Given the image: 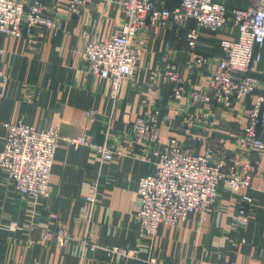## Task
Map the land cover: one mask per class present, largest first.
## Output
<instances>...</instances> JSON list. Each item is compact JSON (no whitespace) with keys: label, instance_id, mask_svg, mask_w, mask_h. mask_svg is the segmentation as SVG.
<instances>
[{"label":"crops","instance_id":"obj_1","mask_svg":"<svg viewBox=\"0 0 264 264\" xmlns=\"http://www.w3.org/2000/svg\"><path fill=\"white\" fill-rule=\"evenodd\" d=\"M40 1L54 19L63 22V31L54 36L39 26L29 37L0 36L4 75L0 150L5 138L2 124L23 121L37 129L56 128L62 137L83 136L98 145L104 143L108 130L109 142L126 155L102 161L89 147L60 143L47 198L16 193L0 169V264H148L146 252L137 259L109 262L103 251H97L81 260L73 249L56 248L53 239L42 241L40 229L53 226L49 214H55L68 234L89 244L139 247L137 184L153 170L147 158H155L149 148L132 139L130 124L155 109L168 117L158 128L161 146L170 138L197 154L211 146L216 157L227 163H254L256 173L246 190L221 189L204 219L192 213L181 225L162 228L152 239L151 257L164 264H264V149L235 146L251 100L245 98L227 111L193 103L189 97L193 90H205L207 73L217 68L219 37L201 33L198 51L207 62L191 69L186 66L185 32L193 21L140 32L132 41L141 50L135 74L123 81L113 102L110 82L86 72L82 51L87 43L108 40L118 31L124 20L121 0L89 1L77 15L69 14L62 0ZM151 1L167 9L180 3ZM163 57L180 67L186 78L187 93L179 103L172 100L170 86L155 80ZM257 73L264 84V54ZM93 185H97L94 191ZM243 195L252 202L247 206V222L240 227L234 215ZM87 197H93V202ZM10 224L25 226L10 231Z\"/></svg>","mask_w":264,"mask_h":264},{"label":"built area","instance_id":"obj_2","mask_svg":"<svg viewBox=\"0 0 264 264\" xmlns=\"http://www.w3.org/2000/svg\"><path fill=\"white\" fill-rule=\"evenodd\" d=\"M62 1L69 14L77 15L92 0ZM120 7L124 20L118 31L108 40L87 43L82 51L86 72L110 82L109 96L113 102L119 96L123 81L132 78L137 68L141 50L132 44L135 36L149 28L164 29L171 24L179 26L193 21L194 26L185 32L186 66L192 69L207 62L198 51L203 32L219 37L220 53L217 68L207 73L205 90L189 92L190 100L230 111L235 104L249 98L251 104L235 146L257 151L264 149V84L257 73L264 54V0H246L244 7L233 5L230 8L226 0H180L174 9L156 5L151 0H121ZM39 26L49 29L54 36L63 31V22L54 19L47 5L40 0H0V36L29 37ZM2 54L0 50V79L4 77ZM161 60L155 80L170 86L172 100L179 103L187 93L186 78L181 68L167 57ZM87 116L91 117V113ZM167 119L155 109L136 117L130 124L132 139L149 148L155 158H147L153 170L137 184L139 247L124 249L89 244L68 234L55 214H49L53 226L40 229L42 241L53 239L56 248L73 249L81 260L97 251H103L109 262L137 259L146 252L148 264H164L150 254L152 239L162 228L177 227L192 213H199L204 219L221 189L236 193L250 187L256 173L252 162L227 163L216 157L211 146L201 154L187 152L175 138L161 146L158 128ZM2 127L5 138L0 150V169L16 193L34 198L49 196L51 168L60 143L74 148L89 147L102 161L126 155L122 148L109 142L108 130L104 143L98 145L83 136L62 137L56 128L37 129L23 121L4 123ZM223 148L224 143L221 150ZM96 188L97 185L92 186L93 191ZM87 200L93 202L94 199L87 197ZM251 202L250 196L241 197V207L234 215L236 225L246 224L247 206ZM24 226L10 224L7 227L15 231Z\"/></svg>","mask_w":264,"mask_h":264},{"label":"trees","instance_id":"obj_3","mask_svg":"<svg viewBox=\"0 0 264 264\" xmlns=\"http://www.w3.org/2000/svg\"><path fill=\"white\" fill-rule=\"evenodd\" d=\"M226 1H227V6L229 8L232 7L233 5L239 6V7H244L246 5V0H226ZM219 53H220V50H219Z\"/></svg>","mask_w":264,"mask_h":264}]
</instances>
